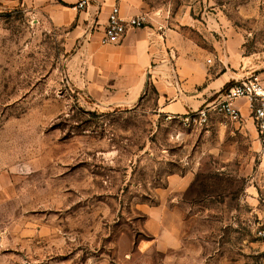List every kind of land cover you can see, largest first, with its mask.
<instances>
[{
  "label": "rangeland",
  "instance_id": "1",
  "mask_svg": "<svg viewBox=\"0 0 264 264\" xmlns=\"http://www.w3.org/2000/svg\"><path fill=\"white\" fill-rule=\"evenodd\" d=\"M141 1L145 24L194 38L214 73L215 44L236 38L264 61V0ZM67 31L0 0V264H264L256 122H186L151 85L132 104L94 100L70 78Z\"/></svg>",
  "mask_w": 264,
  "mask_h": 264
},
{
  "label": "crops",
  "instance_id": "2",
  "mask_svg": "<svg viewBox=\"0 0 264 264\" xmlns=\"http://www.w3.org/2000/svg\"><path fill=\"white\" fill-rule=\"evenodd\" d=\"M26 1L52 25L68 30L66 46L73 49L67 62L70 78L94 100L132 104L149 83L157 92L161 112L183 115L212 101L228 83H234L251 70L256 71L264 85V61L261 65L249 62L250 58L240 50L239 38L227 44L225 51L215 44L222 64L216 73L210 66V52L177 27L146 24L129 28L115 42L102 43L112 7L118 5L122 17L130 18L142 15L141 0H90L81 10L76 8L78 0ZM236 105L244 123L255 127L246 101L237 100ZM254 135L258 136L255 130ZM186 177L172 176V181L187 183Z\"/></svg>",
  "mask_w": 264,
  "mask_h": 264
},
{
  "label": "built area",
  "instance_id": "3",
  "mask_svg": "<svg viewBox=\"0 0 264 264\" xmlns=\"http://www.w3.org/2000/svg\"><path fill=\"white\" fill-rule=\"evenodd\" d=\"M90 0H78L76 8L84 9ZM145 20L142 15H135L124 18L121 15L120 7L114 5L108 15L107 25L101 37L102 43L115 42L122 38L129 28L144 27ZM244 99L250 110L251 116L256 122L258 137L262 144V155L264 158V85L256 73L244 76L233 84L224 88L215 99L207 102L201 108L187 112L185 121L208 122L212 114L221 115L232 122H241L242 112L236 105V101ZM264 239V228L258 231Z\"/></svg>",
  "mask_w": 264,
  "mask_h": 264
},
{
  "label": "trees",
  "instance_id": "4",
  "mask_svg": "<svg viewBox=\"0 0 264 264\" xmlns=\"http://www.w3.org/2000/svg\"><path fill=\"white\" fill-rule=\"evenodd\" d=\"M231 84H233V82L228 83V84L225 86V88L228 87V86L231 85ZM148 85H149V83H148ZM148 85H147V86H148Z\"/></svg>",
  "mask_w": 264,
  "mask_h": 264
},
{
  "label": "water",
  "instance_id": "5",
  "mask_svg": "<svg viewBox=\"0 0 264 264\" xmlns=\"http://www.w3.org/2000/svg\"><path fill=\"white\" fill-rule=\"evenodd\" d=\"M147 78L149 79V74H147Z\"/></svg>",
  "mask_w": 264,
  "mask_h": 264
}]
</instances>
